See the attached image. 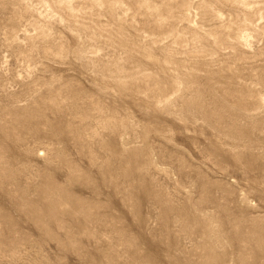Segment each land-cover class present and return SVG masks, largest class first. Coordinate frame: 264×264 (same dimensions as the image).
I'll return each mask as SVG.
<instances>
[{
	"label": "rangeland",
	"instance_id": "374dc122",
	"mask_svg": "<svg viewBox=\"0 0 264 264\" xmlns=\"http://www.w3.org/2000/svg\"><path fill=\"white\" fill-rule=\"evenodd\" d=\"M0 264H264V0H0Z\"/></svg>",
	"mask_w": 264,
	"mask_h": 264
}]
</instances>
